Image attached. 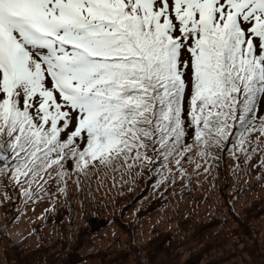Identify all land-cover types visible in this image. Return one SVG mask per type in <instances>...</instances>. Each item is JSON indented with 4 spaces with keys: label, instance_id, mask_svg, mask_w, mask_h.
I'll list each match as a JSON object with an SVG mask.
<instances>
[{
    "label": "snow or ice",
    "instance_id": "1",
    "mask_svg": "<svg viewBox=\"0 0 264 264\" xmlns=\"http://www.w3.org/2000/svg\"><path fill=\"white\" fill-rule=\"evenodd\" d=\"M226 158L264 180V0H0L5 230L70 183L166 192Z\"/></svg>",
    "mask_w": 264,
    "mask_h": 264
},
{
    "label": "rangeland",
    "instance_id": "2",
    "mask_svg": "<svg viewBox=\"0 0 264 264\" xmlns=\"http://www.w3.org/2000/svg\"><path fill=\"white\" fill-rule=\"evenodd\" d=\"M231 164L226 158L207 179L193 176L190 188L166 192L154 193L143 180L131 190L109 180L84 212L88 226L65 204L51 211L45 198L39 206L29 204L5 230L9 216L17 217L15 210L5 213L8 201L0 208V264H264L261 170L253 169L251 178L234 176ZM241 185L246 191L233 198Z\"/></svg>",
    "mask_w": 264,
    "mask_h": 264
},
{
    "label": "trees",
    "instance_id": "3",
    "mask_svg": "<svg viewBox=\"0 0 264 264\" xmlns=\"http://www.w3.org/2000/svg\"><path fill=\"white\" fill-rule=\"evenodd\" d=\"M109 180H111V179H108L105 181L104 186L98 187L96 177H93L92 182H91V187H89L86 183H82L80 186V190H77V188H75V185L70 183V190H69L68 196L58 198L54 205H52V204L49 205V209L51 211H53L54 209H58L61 206V204H65L64 209L66 210V209L70 208L69 213L71 214V216L73 214H78L80 216H83L82 218H84V221H85L86 218L88 217V215L84 216L85 215L84 212L88 211L89 209H92V205L95 202V200L97 199V197L94 194L96 192V189L99 191H102L103 188L105 187L106 183ZM52 190L54 191V189H52ZM89 193H91V195H89ZM81 199L87 201L86 211H84V212L80 211ZM40 202H37L35 204H30V206L31 207L39 206V205H41ZM1 207H2V205H0V208ZM45 213H47V211ZM45 215L46 214L42 215V218H44ZM71 216L69 218H70V221L73 222L75 220V217H71ZM11 217H14V216H11ZM101 220H103V219H101ZM100 222L101 221H99L98 223H100Z\"/></svg>",
    "mask_w": 264,
    "mask_h": 264
}]
</instances>
